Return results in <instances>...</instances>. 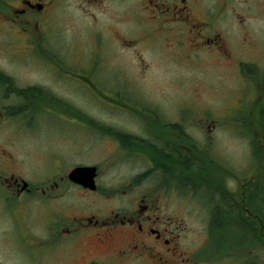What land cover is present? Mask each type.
I'll use <instances>...</instances> for the list:
<instances>
[{"label": "flooded vegetation", "instance_id": "flooded-vegetation-1", "mask_svg": "<svg viewBox=\"0 0 264 264\" xmlns=\"http://www.w3.org/2000/svg\"><path fill=\"white\" fill-rule=\"evenodd\" d=\"M1 128L0 264H264V0H0Z\"/></svg>", "mask_w": 264, "mask_h": 264}, {"label": "rangeland", "instance_id": "rangeland-1", "mask_svg": "<svg viewBox=\"0 0 264 264\" xmlns=\"http://www.w3.org/2000/svg\"><path fill=\"white\" fill-rule=\"evenodd\" d=\"M74 18H76V15L72 12V15L70 17V19H72V20L68 21L67 23L64 24V29H65L64 38H65V50L66 51H68V49H70V48L72 50H79V48L88 47L86 41L83 39L82 40L80 39V43L78 44V47H79L78 49L76 48V45L72 44V41L77 42L76 36L78 35L77 33L79 32L78 26L74 22ZM107 60L108 59L101 58V57H96L93 59H89V58L85 59L84 57H80V61L84 63V65H82V68H81V66L76 62V60H73L72 58L69 57L65 60V67L67 68V70L69 72H74V71H76V72H78V71L79 72H83V71L87 72V69L90 68L91 66H94V65L102 66V64H104L105 61H107ZM131 75H133L132 78L137 77V75L135 73H131ZM65 76L68 77V73L65 72ZM172 76H173V74L170 72L161 74V72L156 69L154 74H150V75L146 76L145 79L141 80V81H142V83L146 84L149 82L158 81V78H160L161 80H166V79L169 80L170 78H172ZM31 77H32L33 82L34 81L49 82V76L48 75L41 73V72H38V71H35V70L32 72ZM71 79H73V78H71ZM68 82L70 83V81H67V80L64 82L65 91H63V93L65 94V96L69 97L70 100L75 103L74 104L75 106H78L84 110L87 109L90 112L94 113L96 115V117H98L99 119L104 120L105 115H106L104 112V109L99 107V106L91 105V103L89 102L90 97L85 95L84 93H79V92L77 93L76 91H73V94H72V92L69 90L70 84ZM226 83L230 87H232V85H233L232 81H227ZM207 98L209 99V103L211 104V101H215L218 97L216 96V94L213 95V94H211V92H209ZM168 107H169L168 112L171 116H175L178 114L182 115V116L188 115V112L184 111V110L178 112L177 111L178 105L175 102L173 104H171V102H169ZM4 113L7 115H10V116H14L16 114H19V111L17 109H15L13 111H10V110L4 111ZM233 115H234V112H232V113L229 112L228 116L232 117ZM49 120L54 121V122L49 123L48 127L52 129L49 131H50V133H53L50 136L55 138V141H53L55 146L59 147L60 138H62V139L65 138L67 141L70 142V145H69L70 151L74 150L76 147H81L82 141L84 139L81 136L82 134H84L83 129H81V132L79 134L77 132L72 131L73 126H75L73 123L66 122V121H64L63 123H59V122H56V120H58V119H49ZM13 122L17 123L18 121L15 120ZM58 127H60L59 130L58 131L55 130ZM2 132H5L3 130V128L0 129V133H2ZM227 141L230 144L232 143V140H227ZM2 142H3V140H2V136H1L0 143H2ZM101 142L102 141H100L98 139L96 140V144H100ZM61 143H63V141ZM64 153L66 154V150ZM83 153L93 155V153L89 152V150H87V149H83ZM89 155L82 154V157L85 158ZM94 155H97L98 157H100L99 159H103L105 157L104 156L105 152L98 150ZM50 156H51V158L54 157L53 154H51ZM67 157H69V156H67ZM64 166H66V165H64Z\"/></svg>", "mask_w": 264, "mask_h": 264}, {"label": "water", "instance_id": "water-1", "mask_svg": "<svg viewBox=\"0 0 264 264\" xmlns=\"http://www.w3.org/2000/svg\"><path fill=\"white\" fill-rule=\"evenodd\" d=\"M95 169L94 168H89V167H79V168H76L72 173H71V178L74 179V180H77L78 182L80 181L81 182V179L84 177L85 175V178H86V175H89L90 177V180L93 181V178H94V171ZM90 180H87V181H82V183H85L86 186H90V187H93V183L90 181Z\"/></svg>", "mask_w": 264, "mask_h": 264}]
</instances>
